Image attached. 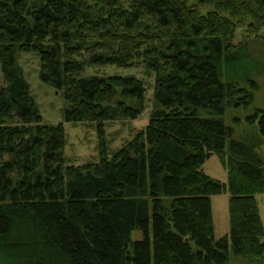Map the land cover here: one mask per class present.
Instances as JSON below:
<instances>
[{"label": "trees", "instance_id": "1", "mask_svg": "<svg viewBox=\"0 0 264 264\" xmlns=\"http://www.w3.org/2000/svg\"><path fill=\"white\" fill-rule=\"evenodd\" d=\"M264 0H0V264H264V109L235 139L229 108L250 107L264 75ZM68 122L94 124L98 161L69 165L61 124L42 123L18 59ZM102 66L153 74L145 127L108 153L104 123L133 119L145 87ZM216 155L227 183L201 170ZM227 191L215 240L210 196ZM142 238L131 239L132 232Z\"/></svg>", "mask_w": 264, "mask_h": 264}, {"label": "rangeland", "instance_id": "2", "mask_svg": "<svg viewBox=\"0 0 264 264\" xmlns=\"http://www.w3.org/2000/svg\"><path fill=\"white\" fill-rule=\"evenodd\" d=\"M258 61L264 58V47H258L256 51ZM19 66L22 70L23 78L26 81L29 91L34 99L35 106L41 116L42 123L61 124L64 128L65 143L63 156L69 165L79 166L90 162H97V131L94 124L81 122H68L63 115L65 102L55 89L42 82L39 78V59L35 53H24L19 56ZM88 73H100L106 75L133 76L141 79L145 87L144 109L142 113L133 119H117L104 123L103 129L107 141L108 153L122 147L131 140L138 130L145 127L151 106V93L153 90V74L145 75L141 68H124L118 66H102L88 69ZM258 89L253 95L250 107L246 109L229 108L223 115L224 123L232 129V136L235 139H244L250 133H255L254 129L248 126L245 116L252 113L253 108L264 109V75L254 77ZM0 85L3 79L0 73ZM264 162V148H259ZM201 170L212 179L221 183H227V173L216 155L206 157L201 166ZM228 199L229 193L224 191L210 196L213 237L215 240L229 235L228 221ZM256 203L259 210L260 219L264 230V193L255 194ZM142 238L141 232H132L131 239ZM264 242V236L262 238ZM230 264H245L243 260L231 258Z\"/></svg>", "mask_w": 264, "mask_h": 264}]
</instances>
